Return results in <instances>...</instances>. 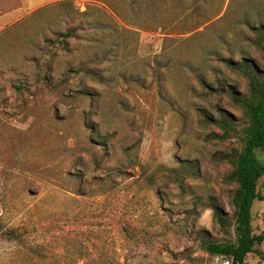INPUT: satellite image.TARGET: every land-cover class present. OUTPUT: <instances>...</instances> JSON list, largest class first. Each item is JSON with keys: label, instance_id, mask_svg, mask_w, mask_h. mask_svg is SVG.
<instances>
[{"label": "rangeland", "instance_id": "obj_1", "mask_svg": "<svg viewBox=\"0 0 264 264\" xmlns=\"http://www.w3.org/2000/svg\"><path fill=\"white\" fill-rule=\"evenodd\" d=\"M129 1L0 0V264L226 260L200 238L233 236L236 184L219 156L243 144L245 117L229 91L245 93L247 83L217 58L237 61L243 50L264 72V55L244 16L240 28L230 19L192 36L242 0H207L221 12L181 36L121 20L110 5ZM255 9L264 23V0ZM72 27L75 36L59 41ZM87 66L98 76L77 72ZM184 160H197V176L182 172ZM257 187L251 225L264 233V175ZM210 201L228 217L225 228ZM6 227L18 238L8 240ZM255 248L246 261L264 264V240Z\"/></svg>", "mask_w": 264, "mask_h": 264}, {"label": "trees", "instance_id": "obj_2", "mask_svg": "<svg viewBox=\"0 0 264 264\" xmlns=\"http://www.w3.org/2000/svg\"><path fill=\"white\" fill-rule=\"evenodd\" d=\"M242 2L243 5L235 6V9L228 8L220 16L218 14L222 10V3L220 2V5H217V7H210L213 9L209 10L207 0H130L125 6L121 3L118 6L112 4L110 6L121 20L126 23L129 22L132 26L137 25L145 30H159L164 31L165 34L180 36L191 33L216 16L218 17L214 22L208 23L200 31H194L192 36L203 35L205 32L208 33L211 25L216 24L217 26L223 21L230 19L235 23L233 28L237 29L241 26L238 18L244 16L245 18L247 17L245 19V26L251 34L249 35L251 44L264 55V23L260 20L263 14L262 11L255 9L256 3L259 0H242ZM256 15L260 21L251 22L250 18ZM75 34L76 28L72 27L66 29L62 34H57V38L59 41L64 42L66 38L74 37ZM237 34L235 29H233V33L231 31V35L233 36ZM54 43L50 41V46H53ZM205 48L202 46L201 52ZM239 54H241V57L237 61L231 56H219L217 58L227 67L238 70L247 83L245 93H236L234 89H230L229 91L232 100L240 106L245 117L242 127L243 136H241L243 144L240 149L232 148L227 152L221 153L219 156L220 159L227 160L231 165L226 180L236 184L230 200L232 206L233 236L224 240H215L207 235H203L200 238V246L210 255L222 256L228 259V264H251L245 259L247 254H260L255 245L264 240V233H254L251 225L253 202L263 199V195L257 186L259 179L264 175V162L257 152H264V72L259 69L258 62L246 52L242 50ZM187 62L188 66H191L192 63ZM81 71L91 73L93 78L98 76L94 69L92 70L89 66L77 70V72ZM42 78L46 85L51 81V78L46 74ZM199 81L204 88L211 87L205 79L199 78ZM220 85L222 87L223 83H220ZM218 124L224 128H232V125L225 120L219 121ZM227 132L228 130H225L222 135L223 138L228 137ZM98 140L103 144L105 143L99 136ZM182 163V172L184 174L191 176L199 174L197 160H184ZM187 169H191V173L186 172ZM208 207L212 209L213 217L217 220L220 227L225 228L229 220L224 214L221 205L210 201ZM203 233L206 232L203 231ZM3 235L8 240L18 238L16 227H6Z\"/></svg>", "mask_w": 264, "mask_h": 264}, {"label": "built area", "instance_id": "obj_3", "mask_svg": "<svg viewBox=\"0 0 264 264\" xmlns=\"http://www.w3.org/2000/svg\"><path fill=\"white\" fill-rule=\"evenodd\" d=\"M223 263L224 264H228L229 263V260L226 259L225 261H223Z\"/></svg>", "mask_w": 264, "mask_h": 264}]
</instances>
